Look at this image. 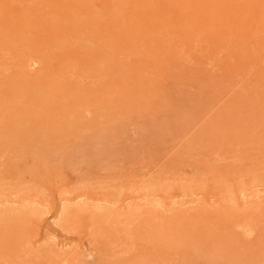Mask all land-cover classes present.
<instances>
[{"label":"rangeland","instance_id":"374dc122","mask_svg":"<svg viewBox=\"0 0 264 264\" xmlns=\"http://www.w3.org/2000/svg\"><path fill=\"white\" fill-rule=\"evenodd\" d=\"M0 264H264V0H0Z\"/></svg>","mask_w":264,"mask_h":264},{"label":"bare ground","instance_id":"6f19581e","mask_svg":"<svg viewBox=\"0 0 264 264\" xmlns=\"http://www.w3.org/2000/svg\"><path fill=\"white\" fill-rule=\"evenodd\" d=\"M36 64V63H35ZM35 67V66H34Z\"/></svg>","mask_w":264,"mask_h":264}]
</instances>
